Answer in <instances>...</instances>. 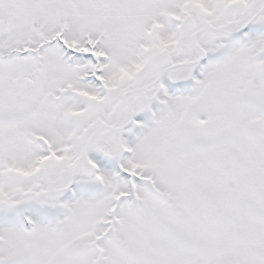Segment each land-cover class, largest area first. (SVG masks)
I'll return each mask as SVG.
<instances>
[{"label":"snow or ice","instance_id":"1","mask_svg":"<svg viewBox=\"0 0 264 264\" xmlns=\"http://www.w3.org/2000/svg\"><path fill=\"white\" fill-rule=\"evenodd\" d=\"M0 264H264V0H0Z\"/></svg>","mask_w":264,"mask_h":264}]
</instances>
